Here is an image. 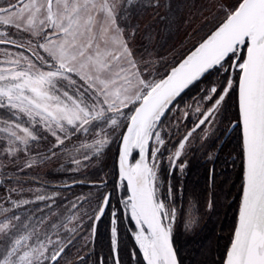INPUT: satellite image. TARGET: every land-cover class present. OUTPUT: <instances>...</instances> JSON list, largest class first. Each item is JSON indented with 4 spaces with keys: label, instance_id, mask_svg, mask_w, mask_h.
<instances>
[{
    "label": "snow or ice",
    "instance_id": "snow-or-ice-1",
    "mask_svg": "<svg viewBox=\"0 0 264 264\" xmlns=\"http://www.w3.org/2000/svg\"><path fill=\"white\" fill-rule=\"evenodd\" d=\"M226 147L200 264H264V0H0V264H186Z\"/></svg>",
    "mask_w": 264,
    "mask_h": 264
},
{
    "label": "trees",
    "instance_id": "trees-1",
    "mask_svg": "<svg viewBox=\"0 0 264 264\" xmlns=\"http://www.w3.org/2000/svg\"><path fill=\"white\" fill-rule=\"evenodd\" d=\"M229 151V150H228ZM227 156L222 161H217L214 165L215 172L211 173L206 165H201L195 161L185 181L186 191H195L201 203V221L205 223L202 231L192 235L180 232L177 240L184 249V258L186 264H200L201 261L208 259L210 249L216 247L217 237L223 235L221 228L226 231L227 225L231 222L232 208L228 206L229 201L225 195L229 192H235L234 184L236 172L230 168ZM227 161V163H226ZM212 187V189H211ZM213 190L217 200V212L209 216L205 213L203 203ZM103 243L102 238L98 239V247Z\"/></svg>",
    "mask_w": 264,
    "mask_h": 264
},
{
    "label": "rangeland",
    "instance_id": "rangeland-1",
    "mask_svg": "<svg viewBox=\"0 0 264 264\" xmlns=\"http://www.w3.org/2000/svg\"><path fill=\"white\" fill-rule=\"evenodd\" d=\"M228 150H229V147H226V148H225V149L219 154V157H218V159L215 161V164L217 163V161H222V159L225 158V156H227V152H228ZM227 158H228V157H227ZM188 159H189V165H188V168H187V170H186V173H185V175H184L183 177H180V178L176 181L177 186H179V183H180L181 180H182V182L184 183V182L188 179V177H189V173H190V171H191V169H192V166H193V164H194L195 161H199V162L201 163V165H206L207 168H208L209 170L213 168V164L206 162L205 159H204L202 156H199L198 153H196V154H190L189 157H188ZM228 163L230 164V168L233 169L232 166H231L230 161H228ZM45 171H47V170H45ZM184 185H185V183H184ZM211 189H212V187H211ZM85 190H86V189H85ZM210 193H212V194L214 195L213 190H211ZM210 193H209V194H210ZM209 194H208V195H209ZM204 225H205V223H204L203 221H201V222H200V226L198 227L196 233L202 231L203 228H204ZM181 232L183 233V230H182V229H181ZM188 235H192V234H188ZM178 236H179V234H178ZM178 236H177V238H178ZM97 242H98V241H97Z\"/></svg>",
    "mask_w": 264,
    "mask_h": 264
},
{
    "label": "flooded vegetation",
    "instance_id": "flooded-vegetation-1",
    "mask_svg": "<svg viewBox=\"0 0 264 264\" xmlns=\"http://www.w3.org/2000/svg\"><path fill=\"white\" fill-rule=\"evenodd\" d=\"M185 183V182H184Z\"/></svg>",
    "mask_w": 264,
    "mask_h": 264
}]
</instances>
